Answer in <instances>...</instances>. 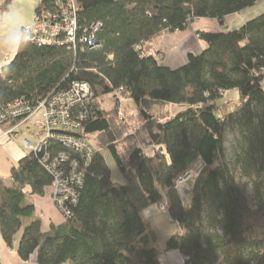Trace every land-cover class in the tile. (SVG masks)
<instances>
[{
	"label": "trees",
	"instance_id": "1",
	"mask_svg": "<svg viewBox=\"0 0 264 264\" xmlns=\"http://www.w3.org/2000/svg\"><path fill=\"white\" fill-rule=\"evenodd\" d=\"M55 1L39 0L38 7ZM75 1L79 34L98 29L95 47L20 42L0 75V112L16 99L34 107L74 81L87 83L95 100L79 106L86 119L78 134L94 144L95 156L72 216L48 231L27 198L50 189L47 168L70 150L50 139L47 162L29 151L10 169L12 186L0 177L6 245L13 248L22 228L16 252L23 261L36 254L37 264H160L157 232L144 210L166 203L177 228L164 250L178 249L185 264H264V11L237 29L200 31L207 47L178 68L143 47L196 19L222 21L261 0ZM230 90L236 101L223 102ZM113 92L133 103L131 111L122 108L123 119L118 107L105 106ZM228 128L235 132L230 155ZM100 150L110 152L123 185L111 180ZM199 160L203 170L186 208L175 182ZM238 178L251 186L253 205Z\"/></svg>",
	"mask_w": 264,
	"mask_h": 264
},
{
	"label": "built area",
	"instance_id": "2",
	"mask_svg": "<svg viewBox=\"0 0 264 264\" xmlns=\"http://www.w3.org/2000/svg\"><path fill=\"white\" fill-rule=\"evenodd\" d=\"M78 5L75 0H56L51 8L37 7L31 22L25 24L19 32V43L29 42L44 45L64 46L68 43L95 47L94 29L90 37L84 36L77 27L76 13ZM78 40V41H77ZM149 54V52H147ZM5 60H8L6 57ZM5 63L0 64V75ZM111 107H118V116L123 119L122 101L124 95L113 92ZM95 100L91 87L84 82L74 81L68 89L61 90L39 101L36 106L27 101L16 99L6 105L0 112V129L6 135L12 134L23 122H27L40 113L34 122V127L43 136L36 145L24 139L23 143L28 151L41 154L43 162L50 158L49 140L54 139L69 149V152H60L55 157L48 170L53 180L50 185V196L56 210L64 220L72 216L71 207L77 204L78 190L82 188L84 176L95 156L93 146L78 133L81 123L86 119L79 106L84 103L90 106ZM83 104V105H84ZM84 105V106H85ZM19 118L20 123L12 124L13 119ZM193 170L187 171L177 178L175 189L180 197L188 191L187 183L193 178ZM167 204H160L159 211H165Z\"/></svg>",
	"mask_w": 264,
	"mask_h": 264
},
{
	"label": "crops",
	"instance_id": "3",
	"mask_svg": "<svg viewBox=\"0 0 264 264\" xmlns=\"http://www.w3.org/2000/svg\"><path fill=\"white\" fill-rule=\"evenodd\" d=\"M38 4L39 0H0V64H7L14 57L19 44L20 29L32 21ZM263 11L264 0H261L239 13L227 15L222 21L209 18L196 19L185 30L173 33L164 32L156 35L146 42L143 47L149 54L156 55L161 65L172 69L178 68L186 63L190 54L198 55L207 47V43L199 37L200 31H211L210 29L214 27V22H220L222 25L219 29L223 31L237 29L247 20ZM6 57H8V61L5 60ZM229 92L231 91L224 93L223 102L234 101L226 98L227 96L229 97ZM17 131L19 129H16L12 134L6 135L0 129V177L6 186L13 185L10 178L11 167L16 165L28 153L23 143L24 138L19 141L16 137ZM27 199L35 206L36 214L41 219L43 231H48L52 225L58 226L64 222L63 217L52 203L49 188L45 190L43 195H32ZM160 214L161 211L158 210L156 205L144 210L145 217L155 231L154 222L157 221L156 219ZM174 232L175 230L171 234L168 232V238ZM17 244L18 240L15 239L13 248L8 247L0 232V263L37 264L36 254L32 255L27 261L21 260L16 252ZM164 247L165 243L161 241L159 244L158 240L156 249L160 264H185L184 258L178 249L164 250Z\"/></svg>",
	"mask_w": 264,
	"mask_h": 264
},
{
	"label": "rangeland",
	"instance_id": "4",
	"mask_svg": "<svg viewBox=\"0 0 264 264\" xmlns=\"http://www.w3.org/2000/svg\"><path fill=\"white\" fill-rule=\"evenodd\" d=\"M214 23H215V24H213L214 27L212 29H210L211 31H207V32H219L218 31V30H220L219 27H221L222 24L220 22H214ZM220 31H223V30L221 29ZM230 91L231 92H229L230 93L229 97L226 95L227 96L226 98H230V99L236 101L235 99H237V92L235 90H230ZM111 97H112V95H107L105 97V100H106L105 106L110 107ZM122 108L126 111L127 110L131 111L134 109V106L130 100L124 99L122 101ZM170 110H171V112L174 113L177 110V107H173ZM39 116H40V113L35 115L33 118L29 119L28 122L22 126V128H19V131H17V133H16V137L18 138L19 141H21L24 138V139L30 140V142L34 145H36L38 143L39 139L43 136V134L38 135L37 133H33V131L34 132L36 131V128L34 127V122L36 119H38ZM234 136H235V132H233L231 129L228 128L226 133H225V137H224L225 138L224 146L226 148L228 155H230V153H231V147H232ZM90 144L92 146L94 145L92 142ZM26 150L28 151L27 148H26ZM151 150H153V149H151ZM151 150L147 149L146 152L148 154L152 153ZM100 153L105 160V163L107 165V168L109 170L110 177H111V180L113 181V183H115L117 186L123 185L124 184L123 177H122L115 161L113 160L110 152L108 150H100ZM202 168H203V164L200 160L197 161L195 163V165L193 166L192 170L194 172V177L187 183L188 191L185 192V196H183V199H182L183 205L186 208H189L191 205V200H192L191 188L194 185L197 177L200 175V172L203 170ZM237 180H238L240 188H241L242 192L244 193V195L246 196L249 204L253 205L254 200H253V191H252L251 186L249 185V183L245 179L238 178ZM156 220L157 221L154 223H155L156 232H157L158 239H159V244L161 241H163L165 243L166 239L169 236L168 232L171 234L174 230H176L177 225L170 221V217H169L167 210L161 211V214L159 215V217H157ZM22 233H23V229L21 228V230L16 235V240L19 241Z\"/></svg>",
	"mask_w": 264,
	"mask_h": 264
}]
</instances>
